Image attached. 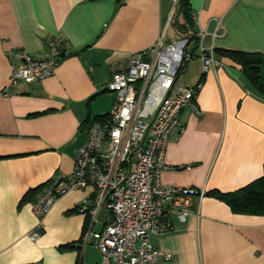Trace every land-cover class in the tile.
I'll list each match as a JSON object with an SVG mask.
<instances>
[{
	"label": "crops",
	"instance_id": "crops-1",
	"mask_svg": "<svg viewBox=\"0 0 264 264\" xmlns=\"http://www.w3.org/2000/svg\"><path fill=\"white\" fill-rule=\"evenodd\" d=\"M183 2L188 12L180 0H0V264H112L94 240L80 245L91 217L79 208L92 188L61 197L36 240L31 203L54 176L72 173L130 56L178 36L191 37L194 55L180 80L201 87L196 108L180 114L185 130L167 146L161 180L206 193L192 198L186 222L166 215L173 228L151 241L172 257L157 264H264V214L237 212L222 198L264 175V91L230 53L259 54L264 87V0ZM51 42L63 53L54 74L5 96L18 53L41 56ZM211 48L217 65L204 73L201 54Z\"/></svg>",
	"mask_w": 264,
	"mask_h": 264
},
{
	"label": "built area",
	"instance_id": "built-area-1",
	"mask_svg": "<svg viewBox=\"0 0 264 264\" xmlns=\"http://www.w3.org/2000/svg\"><path fill=\"white\" fill-rule=\"evenodd\" d=\"M190 39L161 37L151 48L131 55L127 69L113 76L108 86L115 94L113 107L90 122L87 141L75 153L72 173L54 176L31 203L38 221L29 232L33 240L41 236L44 219L61 197L90 187L92 194L79 210L91 217V227L80 245L94 240L102 258L112 264H157L172 257L152 243V236L173 228L167 214L186 222L193 214L192 198L206 193L168 187L161 180L168 167L167 146L185 130L180 114L186 107L196 108L201 87L180 80L194 56L188 51ZM17 57L20 62L13 68L5 96L21 81L31 83L53 75L63 53L51 42L41 56L22 51ZM201 59L204 73L217 65L213 48L203 51ZM104 213L109 214L106 226L97 232L92 225Z\"/></svg>",
	"mask_w": 264,
	"mask_h": 264
},
{
	"label": "trees",
	"instance_id": "trees-1",
	"mask_svg": "<svg viewBox=\"0 0 264 264\" xmlns=\"http://www.w3.org/2000/svg\"><path fill=\"white\" fill-rule=\"evenodd\" d=\"M180 2L185 6L186 12H188V6L186 7L183 0H180ZM230 53L236 60L241 62L247 77L257 89L264 91V87L261 83L262 58L260 55L234 51ZM222 198H224L237 212L264 214V175L235 193L222 195Z\"/></svg>",
	"mask_w": 264,
	"mask_h": 264
}]
</instances>
